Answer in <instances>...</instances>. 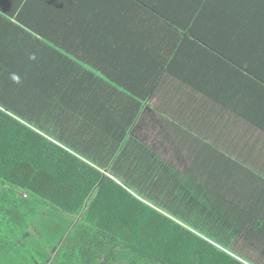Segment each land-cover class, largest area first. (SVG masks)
<instances>
[{
	"label": "crops",
	"instance_id": "0c3cea01",
	"mask_svg": "<svg viewBox=\"0 0 264 264\" xmlns=\"http://www.w3.org/2000/svg\"><path fill=\"white\" fill-rule=\"evenodd\" d=\"M11 1L0 0V31L29 23L83 61L67 69L79 99L49 116L63 139L99 141L109 152L95 157L114 161L125 128L190 200L264 216V0H21L14 16ZM133 150L129 162L146 160Z\"/></svg>",
	"mask_w": 264,
	"mask_h": 264
},
{
	"label": "trees",
	"instance_id": "16d2710c",
	"mask_svg": "<svg viewBox=\"0 0 264 264\" xmlns=\"http://www.w3.org/2000/svg\"><path fill=\"white\" fill-rule=\"evenodd\" d=\"M11 4L14 16L21 0ZM24 26L0 31V264H264V216L226 215L235 205L217 196L190 200L125 128L114 161L96 158L109 152L99 141L79 150L63 139L49 116L79 99L67 69L80 57ZM133 149L146 160L129 162Z\"/></svg>",
	"mask_w": 264,
	"mask_h": 264
},
{
	"label": "rangeland",
	"instance_id": "374dc122",
	"mask_svg": "<svg viewBox=\"0 0 264 264\" xmlns=\"http://www.w3.org/2000/svg\"><path fill=\"white\" fill-rule=\"evenodd\" d=\"M154 140H157V138H154Z\"/></svg>",
	"mask_w": 264,
	"mask_h": 264
}]
</instances>
